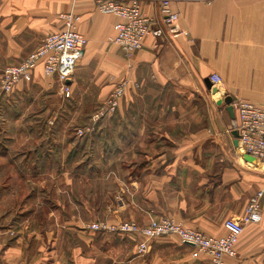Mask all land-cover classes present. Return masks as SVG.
<instances>
[{"label":"crops","instance_id":"1","mask_svg":"<svg viewBox=\"0 0 264 264\" xmlns=\"http://www.w3.org/2000/svg\"><path fill=\"white\" fill-rule=\"evenodd\" d=\"M96 1L0 0V85L5 67L61 31L68 13L88 40L69 82L84 125L122 80L131 82L115 115L86 140L64 130L55 137L53 125L24 114L42 101L48 113L58 97L56 77L42 66L13 95L0 86V264H207L177 236L151 241L140 255L135 235L86 226L168 218L219 237L226 219L243 217L264 188V165L244 160L219 100L264 105V0H173L179 17L172 25L146 2L153 27L164 33L132 56L110 41L118 18L98 11ZM213 74L223 80L222 95L207 87ZM7 98L18 108L14 116ZM261 208L262 220L245 227L228 264H264V198Z\"/></svg>","mask_w":264,"mask_h":264},{"label":"built area","instance_id":"2","mask_svg":"<svg viewBox=\"0 0 264 264\" xmlns=\"http://www.w3.org/2000/svg\"><path fill=\"white\" fill-rule=\"evenodd\" d=\"M173 0H97V10L104 14H112L118 18L116 35L110 41L118 45L126 56L144 47L149 36L159 37L164 33L162 27H153V19L144 11L146 2L158 6L165 23L172 25L179 17L172 9ZM63 28L45 37L42 44L29 54L20 64L8 65L1 76V89L9 95L19 83L31 81L35 70L42 66L45 76L56 77L58 92L69 95V82L73 79L76 67L82 57L87 38L79 32V18L73 13L62 15ZM211 81L219 89L223 80L220 75L213 74ZM130 80H122L110 93L107 101L92 116V124L78 128L77 135L83 137L94 130V125L106 117H111L120 108L123 98L130 86ZM137 87V85H135ZM226 95H223L224 98ZM233 108L236 119L233 129L238 131L239 147L243 153L254 156L264 165V105L245 100H234ZM264 188L255 193L248 201L244 216L239 219H226L224 236H209L176 223L171 219L152 220L149 225L142 226L135 221L107 222L99 221L88 224L87 229L94 232H106L117 235H135L138 237L137 250L140 255L146 254L150 242L162 236H177L181 243L194 248V256L205 255L207 264H228L227 258H235L236 246L247 225L262 220L261 199Z\"/></svg>","mask_w":264,"mask_h":264},{"label":"rangeland","instance_id":"3","mask_svg":"<svg viewBox=\"0 0 264 264\" xmlns=\"http://www.w3.org/2000/svg\"><path fill=\"white\" fill-rule=\"evenodd\" d=\"M35 51V50H34ZM32 53V52H31ZM30 53V54H31ZM7 67V66H6ZM22 83H30L27 81H24ZM1 86V85H0ZM17 88V87H16ZM16 90V89H15ZM59 93V92H58ZM60 94V93H59ZM58 94V97L56 96L54 98L53 102H49V112L46 113L47 109L41 110L42 108L45 107L44 101H40L41 103L38 102V104H29V108H27L28 110L24 111V114L27 115V117L29 118V120H32V118L35 117H43L44 120H46L47 124L49 125V127L51 125L57 126V124H61L64 126V128L62 130L65 131V133H67V136L74 138V139H80L82 137H79L77 135V128H82V125L85 126L84 124H86L84 121H86L83 117H82V112L80 111V109L77 107L76 105V101L73 97H71V92L69 95H62L65 96L66 99H71L70 101H66L65 103V99H63V97L61 95ZM110 95V94H109ZM108 95V97H109ZM108 97L106 98V100L102 103V105H100L99 107H97V109L94 111V109H92V111H94L93 113H91L92 115H89L88 119L91 116V121H92V116L103 106V104L107 101ZM124 99V98H123ZM73 101V102H72ZM123 101V100H122ZM52 104V105H51ZM122 104V103H121ZM64 105V106H63ZM70 105V106H69ZM53 107V109H52ZM115 115V114H114ZM113 116V115H112ZM111 116V117H112ZM111 117H106L104 119H102L101 121L110 119ZM36 119H33L32 121L35 122ZM84 120V121H82ZM90 121V122H91ZM100 121V122H101ZM87 122V121H86ZM52 127V126H51ZM87 127V126H85ZM62 130H60V134H58L57 136H62ZM64 133V134H65ZM66 182L61 183V188L65 185ZM82 183V182H81ZM60 186V184H58ZM80 186H78V184H76V188L77 191L80 192V195H82V184H79ZM248 204V203H247ZM247 206V205H246ZM246 209V207H245ZM245 214V213H244ZM244 216V215H243ZM162 219H168V218H152L150 220V222L152 220H162ZM228 219H235V220H239L240 218H235V217H230ZM100 221H107V222H111L109 220H100ZM129 221V220H126ZM226 221V220H225ZM224 221V223H225ZM99 222V221H96ZM136 222V221H135ZM150 222L148 224L142 225V226H147L150 224ZM94 223V222H93ZM114 223V222H113ZM177 223V222H176ZM139 224V223H138ZM141 225V224H139ZM225 227V226H224ZM210 236V235H209ZM138 246V243H137Z\"/></svg>","mask_w":264,"mask_h":264},{"label":"water","instance_id":"4","mask_svg":"<svg viewBox=\"0 0 264 264\" xmlns=\"http://www.w3.org/2000/svg\"><path fill=\"white\" fill-rule=\"evenodd\" d=\"M205 82L207 84V87L209 89L213 90V92L215 94L219 93V89L214 87V84H213V82L210 79H206ZM233 101L234 100H233V98L231 96H227L226 95L224 98L219 100V104H224L227 107V111L229 112L231 118L233 120H235L236 119V114H235V110H234L233 105H232ZM233 135L236 137L235 144L239 146V140H238L239 134H238V131L234 130ZM243 158H244L245 161L250 162V163H256L257 162V159L254 156H252L250 154H247V153L243 154Z\"/></svg>","mask_w":264,"mask_h":264},{"label":"trees","instance_id":"5","mask_svg":"<svg viewBox=\"0 0 264 264\" xmlns=\"http://www.w3.org/2000/svg\"><path fill=\"white\" fill-rule=\"evenodd\" d=\"M15 92V91H14ZM13 92V93H14ZM13 93H11V94H9V95H13ZM7 100V102L5 101L3 104L6 106V107H8V106H14L15 105V103L13 104V103H11V101H13V99H11V98H7L6 99ZM9 102V103H8ZM71 102V101H70ZM11 104H13V105H11ZM70 106V105H69ZM14 111H18V108H17V110L13 107L11 110H10V112H7V113H9V114H11V115H13L14 116ZM6 113V114H7ZM33 119H36L35 121L36 122H41L42 124H47V122H46V120H44V118L43 117H35V118H32V120ZM28 120H29V118H28ZM61 127H63V125H61V124H57V126H54V130H53V135L55 136V137H57V135L58 134H60V130H62V128ZM78 129V128H77ZM68 138H70L71 140H74V138H71V137H69V136H67ZM83 139H87L88 138V135L87 136H84V137H82ZM85 139V140H86ZM85 140L84 141H82V146L80 145V144H78L76 147H75V150H78L80 147H81V149H83V148H85V145H84V143H85Z\"/></svg>","mask_w":264,"mask_h":264}]
</instances>
